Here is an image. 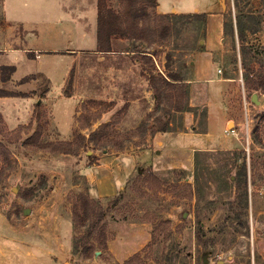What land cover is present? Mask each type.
<instances>
[{"label":"rangeland","instance_id":"obj_1","mask_svg":"<svg viewBox=\"0 0 264 264\" xmlns=\"http://www.w3.org/2000/svg\"><path fill=\"white\" fill-rule=\"evenodd\" d=\"M108 1L129 36L111 52L69 54L30 48L85 47L81 30L30 40L15 21H66L61 0H0V264H264V89L212 87L177 110L153 73H189L203 18L175 15L161 39L155 8L136 24ZM230 1L261 21L252 38L264 64V0ZM254 66L244 81L264 74ZM254 89L261 101L246 107ZM82 195L97 208L86 223Z\"/></svg>","mask_w":264,"mask_h":264},{"label":"crops","instance_id":"obj_2","mask_svg":"<svg viewBox=\"0 0 264 264\" xmlns=\"http://www.w3.org/2000/svg\"><path fill=\"white\" fill-rule=\"evenodd\" d=\"M9 1L7 5L20 0ZM61 5L66 9V15L69 16L66 21L63 17L57 20L41 18L38 21L19 17L15 21L24 23L23 29L26 32L31 31L30 34L32 35L27 37L30 40L41 37L45 29L51 32L57 30L64 38H70L71 36L77 38L78 35L74 34L77 30H81L80 40L89 39V44L85 47L44 46L43 48L30 49L68 52L69 54H80L85 51L101 52L98 51V0H61ZM237 9L238 2L232 4L230 0H175L168 4L164 0H157L155 10L158 14H205L204 30L199 40V46L191 49L186 54L189 73L186 76H179L183 79L182 81L188 84L192 102L194 93L204 94L201 91L206 89L204 96H207L210 94L207 89L209 91L212 87H217L227 93L235 84L239 85V82H241L240 84L243 85L246 92L245 66L249 62L255 65L256 70L258 68L257 55L259 52L256 53L257 43L255 38L252 37L257 35L261 21L254 19L253 16H248L252 15V12L241 16L243 13H240ZM238 24H241V27ZM262 25H264V22H262ZM250 26L256 27L257 30H251ZM3 27L7 30L11 29L7 26ZM240 30L243 32L242 38L239 37ZM33 34L35 35L33 36ZM39 55L40 53L37 52V56ZM255 92L257 91L254 89L253 93ZM253 93L250 94L251 97ZM215 94L220 95V100L223 101L221 91ZM252 264H259L256 258H252Z\"/></svg>","mask_w":264,"mask_h":264},{"label":"trees","instance_id":"obj_3","mask_svg":"<svg viewBox=\"0 0 264 264\" xmlns=\"http://www.w3.org/2000/svg\"><path fill=\"white\" fill-rule=\"evenodd\" d=\"M122 3L124 2L126 4V9H128V13L132 15L133 21L136 20V24L143 20L144 18H149L148 15V9L149 7L156 8L157 7V0H121ZM176 14H159V16L162 18V25H161V34L160 38L164 39L170 35V32L172 30V22L171 18L175 16ZM197 15L203 20H205V14H194ZM129 22V19L127 16H123L120 12H118L115 8L109 5L108 0H98V51L101 52H111L113 51V45H112V39L114 37H120L125 38L128 37V26L127 23ZM241 27V24L239 25ZM251 30L255 29L256 27L250 26ZM239 37H243V32L239 31ZM144 52L142 55L147 61L152 62V65L154 64L153 56L155 53L151 52ZM258 62L263 66L262 59H259ZM153 82L156 84V77L161 79L163 82V85L169 89H171L170 94L168 95V98L171 101V104L177 109V110H185L188 102H189V87L188 84L185 81H182L183 79L179 77L177 74H170L168 77L162 74H154L153 73ZM249 79V78H248ZM247 86L249 85L251 88H261L264 89V74L260 75L258 77V80H252L246 81ZM176 92V95L172 94ZM72 144L71 142L66 143H58V142H44L42 144V147H52L53 150H57L58 152H70L71 147L67 148L65 145ZM247 183V181H245ZM82 202L84 206V211L82 212V217L80 218L83 223H86L88 218L91 217L90 211L96 210L97 208L94 204H92L91 200L87 197L82 195ZM95 211L96 216H98V221L101 220L102 212L99 211L98 213ZM80 211H76L77 216H79ZM76 216V219H77ZM80 217V216H79ZM96 222V223H97ZM96 224H93L95 226ZM76 247L79 248L80 245L77 243Z\"/></svg>","mask_w":264,"mask_h":264},{"label":"water","instance_id":"obj_4","mask_svg":"<svg viewBox=\"0 0 264 264\" xmlns=\"http://www.w3.org/2000/svg\"><path fill=\"white\" fill-rule=\"evenodd\" d=\"M251 98H252L253 102H255V103H259V101H260L258 92L253 93ZM230 126H233V124H230ZM14 190H16V189H14ZM25 212L27 213L28 210H26ZM219 263H222V261H220Z\"/></svg>","mask_w":264,"mask_h":264},{"label":"built area","instance_id":"obj_5","mask_svg":"<svg viewBox=\"0 0 264 264\" xmlns=\"http://www.w3.org/2000/svg\"><path fill=\"white\" fill-rule=\"evenodd\" d=\"M264 41V40H263ZM219 71H221V70H219ZM262 95H264V91H263V93H262ZM244 103H245V106L246 107H248V105H252L253 104V101H252V99L250 98V100L247 98V96H245L244 97Z\"/></svg>","mask_w":264,"mask_h":264}]
</instances>
